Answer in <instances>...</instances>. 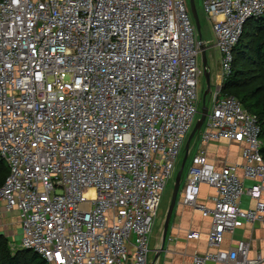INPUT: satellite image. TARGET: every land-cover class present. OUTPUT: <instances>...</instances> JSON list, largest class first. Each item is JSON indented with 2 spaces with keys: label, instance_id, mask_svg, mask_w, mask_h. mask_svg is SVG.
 I'll return each mask as SVG.
<instances>
[{
  "label": "built area",
  "instance_id": "built-area-1",
  "mask_svg": "<svg viewBox=\"0 0 264 264\" xmlns=\"http://www.w3.org/2000/svg\"><path fill=\"white\" fill-rule=\"evenodd\" d=\"M204 11L226 80L264 0H204ZM200 60L189 0H0V162L9 168L0 202L20 215L14 251L47 264H151L163 198L202 106ZM221 91L181 198L211 221L209 250L194 264H263L246 242L223 249L242 221L264 225V156L259 119ZM222 142L241 147V164L209 160L204 145ZM244 194L255 202L247 210Z\"/></svg>",
  "mask_w": 264,
  "mask_h": 264
},
{
  "label": "crops",
  "instance_id": "crops-1",
  "mask_svg": "<svg viewBox=\"0 0 264 264\" xmlns=\"http://www.w3.org/2000/svg\"><path fill=\"white\" fill-rule=\"evenodd\" d=\"M218 71L219 73H212V82L215 87L221 86L223 88L225 80L222 79L221 67ZM204 149L206 150L209 160L218 168L242 163L241 147L233 142L204 145ZM0 172L1 185L5 182L4 180L7 179V176H9V168L6 163L0 162ZM252 186L253 182L245 181L246 189ZM214 194L215 192L213 189L204 186L200 199L201 201L208 202L209 197ZM254 205L255 202L250 196L247 194L242 196L241 208L243 210L252 208ZM210 230L211 221L209 219H204L202 215L193 208L186 207L179 198L170 222L165 251L158 264H194V258L196 256H203L209 250L208 235ZM195 233L200 235L199 239L188 238L190 234ZM156 235L157 233L153 236L156 247L154 249L152 261L155 252L160 249L162 241V236L157 239ZM0 238L8 242L11 251H14L13 248L19 245L18 240H22L23 238V229L19 212L17 210H8L3 202H0ZM242 241L249 245V259L252 262H255L258 256L264 258L263 224H249L242 221L233 234L226 235L223 249L229 251Z\"/></svg>",
  "mask_w": 264,
  "mask_h": 264
},
{
  "label": "trees",
  "instance_id": "trees-1",
  "mask_svg": "<svg viewBox=\"0 0 264 264\" xmlns=\"http://www.w3.org/2000/svg\"><path fill=\"white\" fill-rule=\"evenodd\" d=\"M260 20L256 21L257 26L251 33L244 31L234 53L232 74L225 80L221 96L235 97L244 109L257 116L262 129L264 156V18ZM17 252L13 255L8 242L0 238V264H47L33 252V255L28 251Z\"/></svg>",
  "mask_w": 264,
  "mask_h": 264
},
{
  "label": "water",
  "instance_id": "water-1",
  "mask_svg": "<svg viewBox=\"0 0 264 264\" xmlns=\"http://www.w3.org/2000/svg\"><path fill=\"white\" fill-rule=\"evenodd\" d=\"M189 6H190L193 20L196 25L199 46L201 49V63H202L203 71H204L205 87L203 88V92H202V106L200 108V113H199L200 117L198 118L195 124V127L193 128L191 134L188 137V140L184 148V157L182 160V164H181L179 171L176 174V177L173 183L171 197H170V204H169L168 211L166 213L164 224H163L161 246H160V249L157 252H155V256L151 264H158V262L162 258L163 252L165 251L167 238H168V232L170 228V222H171L174 210L178 204V200L179 198L180 199L182 198L183 192H184L183 178H184L185 167L189 160L191 146H192V143L195 137L203 129L204 123L210 111V107L208 103L210 104V98L212 96L213 89H214V85L212 84V71L209 65V58H208V45H207V42L203 38V27H202L200 16L197 10L196 0H189Z\"/></svg>",
  "mask_w": 264,
  "mask_h": 264
},
{
  "label": "rangeland",
  "instance_id": "rangeland-1",
  "mask_svg": "<svg viewBox=\"0 0 264 264\" xmlns=\"http://www.w3.org/2000/svg\"><path fill=\"white\" fill-rule=\"evenodd\" d=\"M196 6H197V10H198V13H199V16H200L201 24H202V27H203V38H204V40L206 42H208V44H207L208 45V58H209V65H210L211 71L214 74L215 73H219L218 70L221 67V54H220V52H219V50L217 48L216 49L214 48L215 47V36H214V33H213V28H212L211 23L208 22L206 20V17H205L204 0H196ZM262 20H260L259 22H262ZM256 26H257V22L256 21H251V22H249L247 24V26L245 28V31L247 33H251L252 30ZM200 64L202 65L201 60H200ZM202 69H203V67H202ZM200 81H201V83H200V99L202 100V92H203V88L205 87L204 71H203V77H201ZM212 84H213V82H212ZM208 105H209V107L211 109V106H212L211 103L210 104L208 103ZM198 118H197V120H198ZM193 144H194V141H193L192 145ZM199 150H200V146L197 147L195 150H193L191 156L189 157V160H188V162L186 164V167H185L183 183H186L187 174H188L189 168H190V166L192 164L191 157L196 155L199 152ZM183 155L184 154H182V158H183ZM180 167H181V165H180ZM175 177H176V175H175ZM174 180H171L169 182L168 186H167V189H166V192H165V195H164V198H163V202H162V205H161V208H160V215H159V218L157 219V222L155 224L154 234L157 233V235H156L157 239H159L162 236V228H163L165 216H166V213L168 211L169 204H170L169 202H170V197H171V192H172V187H173ZM183 187H184V184H183ZM18 241H19V243H18ZM18 241H17V243L20 245L21 240H18ZM155 247H156V243L154 242V239L152 238L151 239V243H150V248H151V250H154ZM11 252H12L13 255H16L17 253H19L17 251H11ZM28 254L29 255H33V253H31V252L28 253Z\"/></svg>",
  "mask_w": 264,
  "mask_h": 264
}]
</instances>
